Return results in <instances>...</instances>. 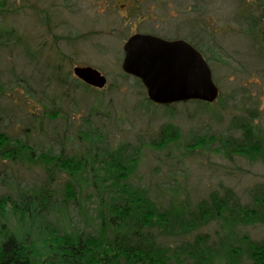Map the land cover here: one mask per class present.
<instances>
[{
  "label": "trees",
  "instance_id": "16d2710c",
  "mask_svg": "<svg viewBox=\"0 0 264 264\" xmlns=\"http://www.w3.org/2000/svg\"><path fill=\"white\" fill-rule=\"evenodd\" d=\"M13 1L0 0V15L15 10L11 8ZM238 5L246 22L245 36L263 55L259 23L244 0H238ZM30 32L24 37L14 28L0 27V49L10 54L18 49L32 65L38 60L37 51L48 57L42 70H32L28 80L21 75L26 81L18 76L20 64L11 61L9 68L0 69V78L10 75L7 80L0 79V159L19 163L29 172L35 168L40 172L38 176L29 174L31 180L26 187H21L23 176L18 171V182L16 173L0 175V185L7 192L0 196V219L6 216L8 204L14 209L11 223L10 217L0 222V264H264V235L256 239L248 232L251 227H264L263 186L250 193L249 203H243L226 187L190 197L186 190L167 189L153 181L141 184L135 180L138 148L131 152L126 145L112 147L107 133L90 128V124L87 128L75 124L70 130L82 140L78 141L80 146L84 142L81 152L66 149L65 133L55 138L57 151L35 143L31 135H44V129H49L47 120L60 115L56 109L47 108L44 90L52 83L62 88L66 81L60 64L64 58L59 60L50 45H34L35 37ZM192 45L204 56L198 46ZM53 56L56 63L49 61ZM65 90L61 89V94L66 95ZM218 99L220 92L215 101ZM63 118L69 129L72 118ZM89 119L84 125L90 123ZM16 122L23 126L19 133L10 134L9 124ZM252 127L249 120L239 123L240 136L223 139L222 147L233 146V151L261 160L264 165V133L256 136ZM180 137L178 127L168 120L159 126L158 138L149 145L162 149ZM214 138L194 136L184 151L204 147ZM83 173L86 176L80 178ZM62 174L63 180L58 178ZM9 182H16L15 188ZM82 185L91 189L96 206L93 215L82 218L80 225L71 213H80ZM211 225L216 226L212 233L208 231Z\"/></svg>",
  "mask_w": 264,
  "mask_h": 264
},
{
  "label": "rangeland",
  "instance_id": "374dc122",
  "mask_svg": "<svg viewBox=\"0 0 264 264\" xmlns=\"http://www.w3.org/2000/svg\"><path fill=\"white\" fill-rule=\"evenodd\" d=\"M244 1L259 23L257 33L260 38L264 37V0ZM12 5L15 10L0 15V27L14 28L24 37L32 31L34 45H50L59 60L64 58L60 64L68 90L64 85L60 88L52 83L43 93L47 96V108L56 109L60 115L47 120L49 129H44V135L38 132L31 135L35 143L57 151L55 138L65 133L66 149L81 152L85 144L82 142L84 147L80 146L82 140L70 130L75 124L86 128L90 124V128L107 133L112 147L126 145L131 152L138 148L140 157L135 180L141 184L153 181L167 189L186 190L190 197L203 190L226 187L237 193L243 203L250 202L251 192L264 187L261 160L247 158L233 151V146L227 149L221 143L227 137L240 136L237 127L246 120L253 126L254 135L264 133V53L260 55L245 36L246 22L240 15L242 7L238 0H14ZM134 33L169 40L184 39L198 46L208 60L220 99L208 104L196 100L178 102L168 109L165 105L148 102L142 83L121 69L123 45ZM263 41L260 39V44L264 45ZM37 54L38 60L32 65L22 51L17 49L10 54L0 49V69L9 68L11 61L20 64L16 69L20 71L18 76L26 81L22 77L28 80L32 70H42L48 58L47 54L42 56L38 51ZM56 59L53 56L49 61L56 63ZM76 65L98 69L106 77V85L93 89L76 82L80 81L73 75ZM61 89L66 95L61 94ZM170 109L173 113L166 114ZM63 115L72 118L69 129ZM88 118L90 123L84 125ZM168 120L178 127L180 139L162 149L152 148L149 143L158 138L159 126ZM9 126L8 132L15 134L23 125L16 122ZM198 135L215 138L204 147L184 151ZM185 152L188 154L184 156ZM23 169L19 163L0 159V175L5 172L15 175L18 171L23 176L21 187H26L31 180L29 174L38 176L40 172L38 168L32 172ZM17 175L16 182L20 180L19 173ZM85 176L83 173L80 178ZM58 178L63 180L65 175ZM16 182L9 185L15 188ZM81 188L84 197L79 205L80 213H71L80 225L82 218L93 215L96 206L91 189L84 185ZM6 193L0 185V196ZM9 205L1 223L7 221V217L12 222L14 209ZM215 228L211 225L208 231L212 233ZM248 232L259 239L264 235V227H251Z\"/></svg>",
  "mask_w": 264,
  "mask_h": 264
},
{
  "label": "water",
  "instance_id": "95a60500",
  "mask_svg": "<svg viewBox=\"0 0 264 264\" xmlns=\"http://www.w3.org/2000/svg\"><path fill=\"white\" fill-rule=\"evenodd\" d=\"M121 69L139 79L147 98L160 105L189 100L214 102L219 89L211 68L191 43L169 40L148 33H134L123 45ZM73 75L83 83L102 89L106 77L92 66L73 67Z\"/></svg>",
  "mask_w": 264,
  "mask_h": 264
},
{
  "label": "flooded vegetation",
  "instance_id": "af4514ba",
  "mask_svg": "<svg viewBox=\"0 0 264 264\" xmlns=\"http://www.w3.org/2000/svg\"><path fill=\"white\" fill-rule=\"evenodd\" d=\"M175 40V39H174Z\"/></svg>",
  "mask_w": 264,
  "mask_h": 264
}]
</instances>
